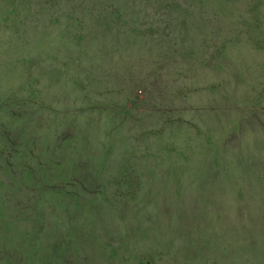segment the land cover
I'll list each match as a JSON object with an SVG mask.
<instances>
[{"label": "rangeland", "instance_id": "374dc122", "mask_svg": "<svg viewBox=\"0 0 264 264\" xmlns=\"http://www.w3.org/2000/svg\"><path fill=\"white\" fill-rule=\"evenodd\" d=\"M89 3L0 4V264H264V0Z\"/></svg>", "mask_w": 264, "mask_h": 264}, {"label": "trees", "instance_id": "16d2710c", "mask_svg": "<svg viewBox=\"0 0 264 264\" xmlns=\"http://www.w3.org/2000/svg\"><path fill=\"white\" fill-rule=\"evenodd\" d=\"M57 1H62V3L65 4V0H0V4L7 3L6 5H10V7H11L10 12L11 13H17L19 15V14H22V12H24L27 16L33 17L36 12H40L41 10L51 9V7L54 4H56ZM88 1H90L89 9L91 11H94L95 10L94 5L106 6V5L111 4V3L113 4V1H115V0H88ZM106 8H109V7H106ZM106 8H104V10H99L98 13L102 15L99 18V20L102 19L103 15H104L103 11L107 10ZM112 13L113 14L115 13L116 15H120V11H118L117 9L113 10L112 12L108 11L109 15H112ZM99 14H97V15H99ZM64 17H65V15H64ZM83 18H85V16ZM106 21H107V24H108V22L110 23V21L107 18L105 19V21H102V22H104L103 28H105V29H107V27L105 25ZM115 23L116 22H114V24ZM114 24H113V22H111V25H114ZM103 32L104 31L101 30V33H103Z\"/></svg>", "mask_w": 264, "mask_h": 264}]
</instances>
